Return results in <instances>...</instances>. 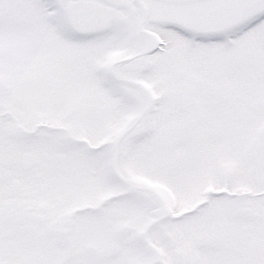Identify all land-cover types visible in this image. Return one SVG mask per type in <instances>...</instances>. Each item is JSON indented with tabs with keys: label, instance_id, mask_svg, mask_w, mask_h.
<instances>
[{
	"label": "snow or ice",
	"instance_id": "snow-or-ice-1",
	"mask_svg": "<svg viewBox=\"0 0 264 264\" xmlns=\"http://www.w3.org/2000/svg\"><path fill=\"white\" fill-rule=\"evenodd\" d=\"M0 264H264V0H0Z\"/></svg>",
	"mask_w": 264,
	"mask_h": 264
}]
</instances>
